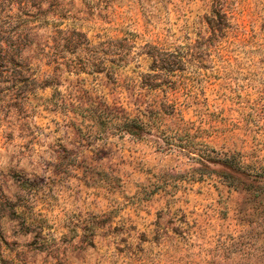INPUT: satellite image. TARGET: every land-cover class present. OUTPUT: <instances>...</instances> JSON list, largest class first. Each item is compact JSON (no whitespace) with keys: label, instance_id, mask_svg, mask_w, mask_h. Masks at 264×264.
Masks as SVG:
<instances>
[{"label":"rangeland","instance_id":"rangeland-1","mask_svg":"<svg viewBox=\"0 0 264 264\" xmlns=\"http://www.w3.org/2000/svg\"><path fill=\"white\" fill-rule=\"evenodd\" d=\"M8 4L0 264H264V0Z\"/></svg>","mask_w":264,"mask_h":264},{"label":"trees","instance_id":"trees-1","mask_svg":"<svg viewBox=\"0 0 264 264\" xmlns=\"http://www.w3.org/2000/svg\"><path fill=\"white\" fill-rule=\"evenodd\" d=\"M8 2L9 0H0V21H1V24H0V66L11 62L10 60L7 59V56L10 55L11 53L10 51H12V49L22 46V42H23V40L21 39V34L23 33L19 34L17 29H14V27L11 26V24L9 25L5 24V17H7L8 15H4V11L7 9L9 5ZM10 11L11 9L7 12H10ZM2 19L4 20V22L2 21ZM15 24H17V26L15 27L19 28L18 23H15ZM165 69H166L165 71H167L166 72L167 77H170L172 72H174V70L172 69H167V68ZM89 105L87 103H84V104L77 105L75 108L80 109L82 112L83 110L84 111L89 110L90 114L92 115L103 114L112 121L118 120L119 118L118 114L114 112L112 108L99 110L98 107H96L95 105H92V104H89ZM151 113H152V116L154 117H157L158 115L167 114L164 105L160 106L158 109H152ZM120 128L123 131L128 132L130 134H137V131H140L141 128L145 129V126L138 120V118L136 117L131 118L129 116H125L123 124L120 126ZM185 128L186 126H183L180 129H177V132H179V130H185ZM220 160H222L221 162L225 164L226 166L241 170V167L234 165L231 159L224 158Z\"/></svg>","mask_w":264,"mask_h":264}]
</instances>
